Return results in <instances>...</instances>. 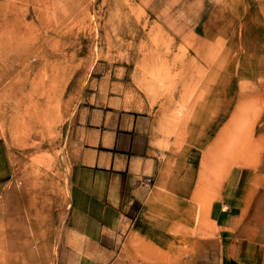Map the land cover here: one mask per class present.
Masks as SVG:
<instances>
[{
    "label": "rangeland",
    "instance_id": "rangeland-1",
    "mask_svg": "<svg viewBox=\"0 0 264 264\" xmlns=\"http://www.w3.org/2000/svg\"><path fill=\"white\" fill-rule=\"evenodd\" d=\"M107 102L157 119L167 264H219L218 198L264 249V0H0V264L57 260L80 112Z\"/></svg>",
    "mask_w": 264,
    "mask_h": 264
},
{
    "label": "crops",
    "instance_id": "crops-1",
    "mask_svg": "<svg viewBox=\"0 0 264 264\" xmlns=\"http://www.w3.org/2000/svg\"><path fill=\"white\" fill-rule=\"evenodd\" d=\"M105 105L108 109L80 112V121L89 127H84L86 142H78L73 156L63 242L54 264H149L138 250L156 253L154 264H167L165 218L184 212L178 205L169 209L168 194L152 182L159 177L163 184L164 176L157 119L120 104ZM216 201L220 198L214 199L209 217L223 243L219 264H264L262 241L241 237L243 213ZM185 215L194 216L196 210Z\"/></svg>",
    "mask_w": 264,
    "mask_h": 264
},
{
    "label": "built area",
    "instance_id": "built-area-1",
    "mask_svg": "<svg viewBox=\"0 0 264 264\" xmlns=\"http://www.w3.org/2000/svg\"><path fill=\"white\" fill-rule=\"evenodd\" d=\"M150 182H151V179H149L148 183H150Z\"/></svg>",
    "mask_w": 264,
    "mask_h": 264
},
{
    "label": "bare ground",
    "instance_id": "bare-ground-1",
    "mask_svg": "<svg viewBox=\"0 0 264 264\" xmlns=\"http://www.w3.org/2000/svg\"><path fill=\"white\" fill-rule=\"evenodd\" d=\"M189 24H190V22H189ZM165 260V259H164Z\"/></svg>",
    "mask_w": 264,
    "mask_h": 264
}]
</instances>
